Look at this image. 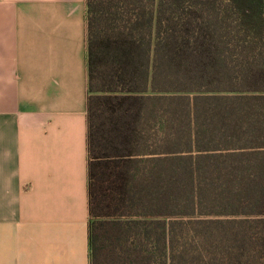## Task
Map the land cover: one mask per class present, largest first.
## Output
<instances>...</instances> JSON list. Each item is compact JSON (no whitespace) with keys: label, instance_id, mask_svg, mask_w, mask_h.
<instances>
[{"label":"trees","instance_id":"16d2710c","mask_svg":"<svg viewBox=\"0 0 264 264\" xmlns=\"http://www.w3.org/2000/svg\"><path fill=\"white\" fill-rule=\"evenodd\" d=\"M89 264H264V0H85Z\"/></svg>","mask_w":264,"mask_h":264},{"label":"crops","instance_id":"0c3cea01","mask_svg":"<svg viewBox=\"0 0 264 264\" xmlns=\"http://www.w3.org/2000/svg\"><path fill=\"white\" fill-rule=\"evenodd\" d=\"M85 0H0V264H89Z\"/></svg>","mask_w":264,"mask_h":264}]
</instances>
